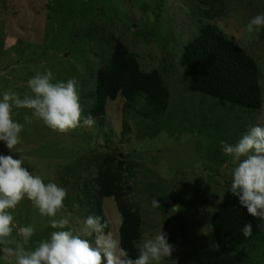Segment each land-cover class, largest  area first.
Segmentation results:
<instances>
[{
  "label": "rangeland",
  "instance_id": "rangeland-1",
  "mask_svg": "<svg viewBox=\"0 0 264 264\" xmlns=\"http://www.w3.org/2000/svg\"><path fill=\"white\" fill-rule=\"evenodd\" d=\"M261 13L264 0H0V98L9 89L21 97L31 95L27 81L50 69L54 82L76 79L88 115L97 72L118 41L143 70L157 69L170 92L167 109L155 117L146 116L144 98L125 110V98L118 95L108 99L104 120L94 117L91 128L67 133L34 118L25 123L31 110L14 108L13 118L24 124L17 146L21 151L9 153L0 141V154L22 158L34 175L66 190L57 218L67 216L73 229L92 215L85 189L101 171H113L143 219L137 244L162 229L174 246L163 264H264V236L223 254L211 227L235 167L221 141L235 144L252 126H264V28L253 40L244 30ZM202 23L217 25L256 60L260 109L223 104L190 89V71L181 54ZM103 212L105 231L120 246L121 214L113 196L104 198ZM13 215L14 241L22 242L20 228L34 226L30 247L57 230L27 199Z\"/></svg>",
  "mask_w": 264,
  "mask_h": 264
},
{
  "label": "clouds",
  "instance_id": "clouds-1",
  "mask_svg": "<svg viewBox=\"0 0 264 264\" xmlns=\"http://www.w3.org/2000/svg\"><path fill=\"white\" fill-rule=\"evenodd\" d=\"M264 28V13L252 17L245 25L249 40L256 39ZM31 95L6 90L0 98V141L9 153H19L24 124L14 117V108L31 110L25 123L33 118L42 121L53 131L67 133L77 128H91L94 117L84 114L75 78L55 81L52 71L37 72L27 81ZM223 154L230 156L235 165L232 170L230 193L238 198L239 205L252 217L264 221V126H252L235 144L221 141ZM67 192L54 182L45 183L24 166L22 158L0 154V253L4 264H163L172 256L174 246L168 242L162 229L142 238L137 244L138 256L132 258L119 242L106 232L107 222L89 215L78 229L71 227L67 216L58 214L64 209ZM27 199L43 217L50 218L53 231L50 238L34 248L30 240L35 228H20L22 242L11 239L15 228L13 212ZM154 207H159L153 198ZM242 234H252L251 223H246ZM15 245L12 247L10 245ZM27 246V247H26Z\"/></svg>",
  "mask_w": 264,
  "mask_h": 264
},
{
  "label": "trees",
  "instance_id": "trees-1",
  "mask_svg": "<svg viewBox=\"0 0 264 264\" xmlns=\"http://www.w3.org/2000/svg\"><path fill=\"white\" fill-rule=\"evenodd\" d=\"M104 61L96 75L95 98L89 110L93 117L104 120L108 99L114 100L118 95L125 98V110L132 109L140 98H144L147 117H155L167 109L170 92L160 72L157 69L143 70L123 42H116ZM181 63L190 71L191 90L217 98L223 104L231 103L251 110L261 108L262 87L256 60L217 25L202 23L199 26L197 35L183 47ZM229 189L211 217L214 240L223 254L259 242L264 236V221L248 214ZM85 196L90 197L88 201L94 206L91 207V214L101 217L102 222H107L103 200L108 196L114 197L121 214L120 247L136 258V244L142 234L143 219L127 200L119 176L113 171H101L85 189ZM246 223L252 225L249 237L241 231ZM105 230H108V222Z\"/></svg>",
  "mask_w": 264,
  "mask_h": 264
}]
</instances>
